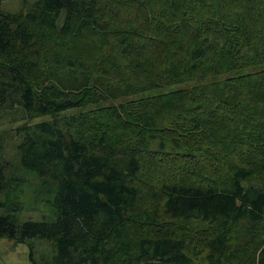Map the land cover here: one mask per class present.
Returning a JSON list of instances; mask_svg holds the SVG:
<instances>
[{"label":"trees","instance_id":"obj_1","mask_svg":"<svg viewBox=\"0 0 264 264\" xmlns=\"http://www.w3.org/2000/svg\"><path fill=\"white\" fill-rule=\"evenodd\" d=\"M52 69L85 81L58 93L43 85ZM112 82L130 94L189 87L113 106ZM13 95L27 120L98 107L81 127L21 129L22 170L52 193L53 222L16 220L0 163V238L47 241L51 258L31 252L33 264H264V0L0 8V105ZM189 221L207 228L191 234Z\"/></svg>","mask_w":264,"mask_h":264},{"label":"rangeland","instance_id":"obj_2","mask_svg":"<svg viewBox=\"0 0 264 264\" xmlns=\"http://www.w3.org/2000/svg\"><path fill=\"white\" fill-rule=\"evenodd\" d=\"M37 2L38 0H0V8L3 12L16 14L31 10ZM50 74L54 76L52 78L57 79L59 82L54 81L55 79L50 77L49 79H45L43 81V85H46L58 93L68 92L85 81V79L81 77L73 79V77L68 74H62L59 71L56 72L54 69L51 70ZM111 78L115 79V76H111ZM109 81L110 79L106 80L105 84L107 85ZM211 82H213L212 78L199 84L203 87L202 91L207 93L209 88L206 86L210 85L209 83ZM188 87L189 86H170L162 87L151 92L130 94L126 88L121 90L117 86L116 82H112L109 89L115 90L113 92L114 98H111L110 103L113 106H118L119 104L135 102V106L140 107L144 101L150 100L155 95H162L163 93L170 92L171 90H179L181 88ZM207 94H210V92ZM207 94L203 93V95ZM215 98L216 101L223 99L221 96H215ZM234 102V99L231 100L232 104H234ZM224 107L227 110L230 108L225 105ZM97 109L98 107L96 105H88L79 109L69 110L60 116L27 120L26 113L16 102L15 95H13V98L9 96L5 105H0V163L5 167L6 177L4 194H16L14 196L17 197L21 207V210L15 213V218L19 223L26 221L51 223L55 220L53 208L49 204V200H52V193L44 189L42 182L36 175L22 170L17 146L23 139V133L21 131L23 126L34 125L40 121L57 120L60 121L61 127L64 129L68 119L75 117L78 125L81 127V118L79 116L86 115L87 113H93L95 110L97 111ZM74 130H76V128L73 126L72 131ZM193 132L194 133L192 135L197 137L199 129H194ZM157 146V142H154L153 150L158 149ZM211 151L214 152V149H211ZM181 161L186 162L185 159ZM190 163L195 166L196 164H199V167H203L207 166V159L202 160L201 163H196L194 161ZM213 172L216 173L215 168L211 167L210 173ZM0 199L4 201V196L1 195ZM0 214H2L1 211ZM186 227L191 234H199L207 228V224L200 221H189L186 224ZM31 252L33 253V259L35 262H41L42 260L47 259V257L51 258L52 256L51 246L47 243V241L33 239L27 240L23 243H16L6 237L0 238V264H33L30 260Z\"/></svg>","mask_w":264,"mask_h":264}]
</instances>
